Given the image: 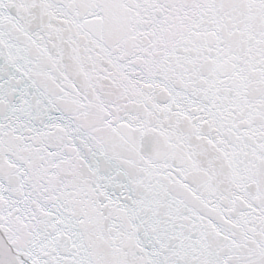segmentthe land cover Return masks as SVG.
Here are the masks:
<instances>
[{"label":"snow or ice","instance_id":"6c2138e0","mask_svg":"<svg viewBox=\"0 0 264 264\" xmlns=\"http://www.w3.org/2000/svg\"><path fill=\"white\" fill-rule=\"evenodd\" d=\"M0 264H264V0H0Z\"/></svg>","mask_w":264,"mask_h":264}]
</instances>
